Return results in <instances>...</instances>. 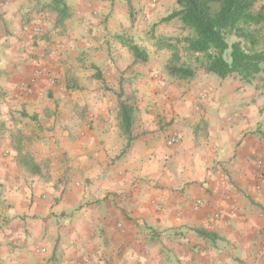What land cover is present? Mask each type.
<instances>
[{"label": "crops", "instance_id": "crops-1", "mask_svg": "<svg viewBox=\"0 0 264 264\" xmlns=\"http://www.w3.org/2000/svg\"><path fill=\"white\" fill-rule=\"evenodd\" d=\"M60 1L0 0V264H264V71L167 75L177 0Z\"/></svg>", "mask_w": 264, "mask_h": 264}, {"label": "trees", "instance_id": "trees-1", "mask_svg": "<svg viewBox=\"0 0 264 264\" xmlns=\"http://www.w3.org/2000/svg\"><path fill=\"white\" fill-rule=\"evenodd\" d=\"M259 1L177 0L178 10L168 19H177L185 36L174 39L175 43L171 44V57L165 66L167 75L190 79L199 70L181 62L178 55L180 49L193 56L202 71L219 78L235 75L248 83L263 72L264 50L258 46L264 12L262 8H257ZM50 6L51 11L58 13L57 22L65 19L67 10L60 0H51ZM169 41L172 39L160 40L165 45ZM129 49L135 60L145 61L144 52L137 46L130 45ZM134 111L133 104L126 101L119 103L118 118L127 136H130Z\"/></svg>", "mask_w": 264, "mask_h": 264}, {"label": "rangeland", "instance_id": "rangeland-1", "mask_svg": "<svg viewBox=\"0 0 264 264\" xmlns=\"http://www.w3.org/2000/svg\"><path fill=\"white\" fill-rule=\"evenodd\" d=\"M229 40V39H228ZM229 42H230V40H229ZM178 55H179V57L181 58V62L184 64V65H186V66H188V67H190V68H192V69H199L200 71H201V68H199V66L197 65V62H196V59L193 57V56H190V55H188V54H186V53H184L183 51H179V53H178ZM69 57H66V59L64 60V62H68L69 61ZM129 67H127V69L124 71V73H129ZM198 70V71H199ZM99 72V71H98ZM68 71H66V75H68ZM97 73H95V74H93L94 76H96L97 77V75H96ZM49 79H51V80H48V83L47 82H45V88H47L45 91H44V96H45V98H46V100H47V104H56L57 102V104H59V103H62V101L59 99V100H57L56 101V99L53 97V95H52V87H57V88H62V89H64V88H66L67 90L70 88V86H69V79H66L63 83L62 82H60L59 81V79H57L56 77H50ZM52 81V82H51ZM62 83V84H61ZM136 86L137 85H135V83H134V81H132L131 80V78H129V79H127V81H125L124 83H123V89L125 90V92H126V97H124V101H126V102H128V103H133L132 102V94H133V92L135 91V88H136ZM73 87V86H72ZM103 88H108V86H106V87H103ZM109 89V88H108ZM50 94V95H49ZM61 99H63L64 100V102H66L67 100H69V97H64V96H61ZM123 101V102H124ZM135 103V102H134ZM67 104H68V101H67ZM47 119H49V118H47ZM31 123H32V121H31ZM34 126H36V124L34 125ZM38 128V130H39V128H40V131L42 132L43 131V133H44V130H45V132L48 134L49 133V131L51 132V130L48 128V127H46L44 130H42V127L41 126H39V127H37ZM39 131V132H40ZM40 132V133H41ZM33 134V133H32ZM26 153H25V160H24V162H25V164H27V165H29V166H35L34 164V162H33V159H32V157H31V154H32V152L27 148V150L25 151Z\"/></svg>", "mask_w": 264, "mask_h": 264}, {"label": "built area", "instance_id": "built-area-1", "mask_svg": "<svg viewBox=\"0 0 264 264\" xmlns=\"http://www.w3.org/2000/svg\"><path fill=\"white\" fill-rule=\"evenodd\" d=\"M236 115V112H234V114L227 118V121H230L232 119V117H234ZM179 141V136L177 133H173L172 135L169 136V138L166 140V145L167 146H173L175 144H177ZM254 166L256 168V185H255V192L256 194H259L260 192H262L264 190V169H263V165L262 162L260 160L255 161L254 162ZM201 201L198 200L195 202V209L198 208L201 205ZM262 247L264 249V240L262 241ZM39 253H44L45 250L44 249H38L37 250ZM70 264H81L79 262H75V261H71ZM212 264H217V263H212Z\"/></svg>", "mask_w": 264, "mask_h": 264}]
</instances>
